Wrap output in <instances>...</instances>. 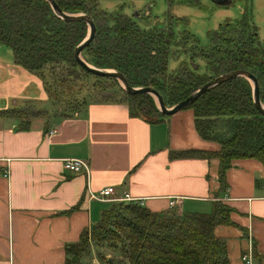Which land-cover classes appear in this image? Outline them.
Listing matches in <instances>:
<instances>
[{"label": "trees", "instance_id": "1", "mask_svg": "<svg viewBox=\"0 0 264 264\" xmlns=\"http://www.w3.org/2000/svg\"><path fill=\"white\" fill-rule=\"evenodd\" d=\"M54 1L65 13H83L93 21L94 37L82 51L86 63L121 73L131 87L157 90L167 108L187 98L205 82L234 70L255 76L264 106V40L244 18L234 23L225 21L209 31L208 47L198 46L190 33L182 36V45L188 43L185 37L195 43L196 50L193 54L190 50V57L203 60L211 74L208 75L198 74L185 63L174 71L168 70L175 43L172 25L140 29L122 13L100 10L98 0ZM175 21L186 23L182 18ZM87 32L84 21L60 19L46 0H0V47L9 48L16 65L42 80L51 101L58 99L55 89L68 88V84L88 76L115 90L103 93L98 89L96 97L102 98L93 102H123L133 116L150 121L167 117L159 112L152 96L126 94L115 78L96 76L79 66L74 50ZM252 90L246 78L236 77L201 94L184 109L193 111L197 134L219 144V149L172 151L169 158L216 159L222 188L226 187V171L234 160L255 159L264 167V115L254 105ZM88 103L61 112L72 113ZM33 116L24 108L0 110V119L19 123ZM231 212L221 202H214L210 213L176 208L151 212L136 203L113 204L103 212L97 225L83 231L77 242L65 245L64 264H88L86 259L93 247L100 263L111 264L99 250L102 246L110 252L117 249L119 262L127 264H229L226 240L216 236L214 230L220 225H234ZM113 242L116 244L110 245ZM253 257L258 258L255 252Z\"/></svg>", "mask_w": 264, "mask_h": 264}, {"label": "crops", "instance_id": "2", "mask_svg": "<svg viewBox=\"0 0 264 264\" xmlns=\"http://www.w3.org/2000/svg\"><path fill=\"white\" fill-rule=\"evenodd\" d=\"M10 52L0 50V108L36 103L47 116L0 119V264H64L65 245L97 225L113 204L164 212L173 198L181 200L174 208L184 212L210 213L214 202L229 206L234 225L214 230L226 240L229 264H243L241 254L250 248L258 256L254 264H264L259 161L234 160L222 188L216 159L169 158L172 151L219 149L197 134L191 109L152 121L133 116L123 102H89L68 114L46 109L43 83V97L26 93L22 78L34 74L16 65ZM66 159L86 167L66 170ZM108 186L114 198L128 194L132 201L102 199L99 192ZM90 252V264H101Z\"/></svg>", "mask_w": 264, "mask_h": 264}, {"label": "rangeland", "instance_id": "3", "mask_svg": "<svg viewBox=\"0 0 264 264\" xmlns=\"http://www.w3.org/2000/svg\"><path fill=\"white\" fill-rule=\"evenodd\" d=\"M98 7L107 14L122 13L133 20L140 29L159 28L172 25L175 33V43L172 46L173 54L169 58V71H174L179 62L185 61L188 66L198 74H208L207 66L204 61L199 58L190 57L196 50V45L189 38L187 44L182 45V36L190 33L197 40V45L200 47H208L210 39L208 32L218 28L225 21L236 22L243 19L257 28L259 38L264 40V0H230V4L226 6L217 5L210 0H98ZM176 17L183 18L186 23L175 21ZM4 52H10L8 48L0 47ZM193 50V52H192ZM21 73L23 72L22 69ZM24 80L25 91L32 94L34 97H43L42 80L37 78V75H28ZM34 80V81H33ZM36 83V84H35ZM36 85V86H34ZM68 88H58L54 91L57 94V101H45L42 107L53 110L71 111L81 106V103L96 101L97 90H103V93L115 91L113 87L105 82L96 81L88 76H82L74 83L67 85ZM53 88V87H52ZM42 90L41 96L37 92ZM53 96V95H52ZM119 100L120 98L117 97ZM52 106V107H51ZM57 106V107H56ZM27 114L33 113L37 118L47 116L45 111L39 110L38 105L26 104L23 107ZM7 109V108H0ZM116 243H110V245ZM100 251L105 254L111 264H124L119 262L121 257L117 253L110 252L107 246L99 247ZM94 254L96 256V247ZM91 249V250H92ZM92 253L88 255V264L92 260ZM101 264H104L103 262Z\"/></svg>", "mask_w": 264, "mask_h": 264}, {"label": "water", "instance_id": "4", "mask_svg": "<svg viewBox=\"0 0 264 264\" xmlns=\"http://www.w3.org/2000/svg\"><path fill=\"white\" fill-rule=\"evenodd\" d=\"M54 14L59 17L62 20L65 21H84L87 25V36L84 38V40L75 48L74 50V58L76 62L87 70L88 72L92 73L93 75L100 76V77H112L115 78L119 84L121 85L122 89L126 94H137V93H145L153 97L156 106L159 110V112L164 116H171L178 112L179 110H182L186 107H188L190 104H192L201 94L206 92L209 88L216 86L218 84H221L225 81L231 80L236 77H244L246 78L252 85V95H253V102L256 107V109L264 115V106L261 103L260 97H259V85L257 82V79L253 74H251L248 71L245 70H234L230 72L223 73L207 82H205L202 86H200L195 92H193L191 95H189L184 100L178 102L172 107L167 108L164 105L163 99L159 92L153 88L149 87H141V88H135L128 85L126 79L124 76L116 72L114 70L110 69H97L88 63H86L82 58V51L83 49L88 45V43L93 39L95 34V25L91 18L83 13L78 14H69L62 11L59 6L55 3L54 0H46ZM211 2L220 5V6H226L230 4V0H210Z\"/></svg>", "mask_w": 264, "mask_h": 264}, {"label": "built area", "instance_id": "5", "mask_svg": "<svg viewBox=\"0 0 264 264\" xmlns=\"http://www.w3.org/2000/svg\"><path fill=\"white\" fill-rule=\"evenodd\" d=\"M63 166L66 170L69 171H79L86 167V164L80 160L75 159H66L63 161ZM115 193V189L112 186H108L99 192V196L102 199H110L113 201H132L131 197L128 194H124L120 198H114L113 195ZM181 203L179 198H173L169 201V208H174ZM241 261L243 264H254L252 249H248L241 254Z\"/></svg>", "mask_w": 264, "mask_h": 264}, {"label": "bare ground", "instance_id": "6", "mask_svg": "<svg viewBox=\"0 0 264 264\" xmlns=\"http://www.w3.org/2000/svg\"><path fill=\"white\" fill-rule=\"evenodd\" d=\"M177 208V207H176ZM253 263H254V261H253Z\"/></svg>", "mask_w": 264, "mask_h": 264}]
</instances>
